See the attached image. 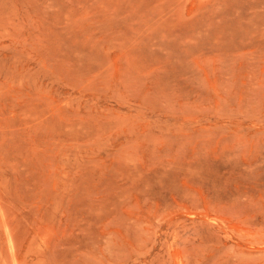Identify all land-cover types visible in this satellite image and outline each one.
Masks as SVG:
<instances>
[{"label":"rangeland","instance_id":"obj_1","mask_svg":"<svg viewBox=\"0 0 264 264\" xmlns=\"http://www.w3.org/2000/svg\"><path fill=\"white\" fill-rule=\"evenodd\" d=\"M0 264H264V0H0Z\"/></svg>","mask_w":264,"mask_h":264}]
</instances>
